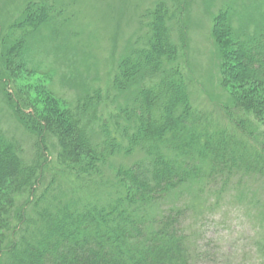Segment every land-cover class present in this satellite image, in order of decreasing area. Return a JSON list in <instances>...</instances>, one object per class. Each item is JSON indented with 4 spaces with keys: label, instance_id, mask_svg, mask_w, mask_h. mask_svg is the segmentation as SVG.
Masks as SVG:
<instances>
[{
    "label": "trees",
    "instance_id": "obj_1",
    "mask_svg": "<svg viewBox=\"0 0 264 264\" xmlns=\"http://www.w3.org/2000/svg\"><path fill=\"white\" fill-rule=\"evenodd\" d=\"M34 5L38 10L31 6L17 23L27 31L11 49L15 56L20 52L28 72L37 73L27 62L36 49L29 34H37L43 13L47 19L57 12L47 3ZM173 15L158 3L150 29L115 62L114 100H125L116 110L104 108L100 86L74 99L55 83L47 86L55 101L67 103L65 110L32 121L54 138L55 166L68 179L42 177L39 149L25 159L0 130V264H195L179 211L163 205L191 181L204 188L217 178L264 176L262 148L251 145L257 149L251 151L239 132L248 131L249 119L240 114L248 109L239 106V97L231 96L228 108L231 131L191 102L194 82L175 55ZM222 15L214 20L215 31L226 35L223 47L229 45L223 66L233 53L250 65L247 76L264 85V18L240 25L238 33ZM118 155L138 157L127 164L116 162Z\"/></svg>",
    "mask_w": 264,
    "mask_h": 264
},
{
    "label": "rangeland",
    "instance_id": "obj_2",
    "mask_svg": "<svg viewBox=\"0 0 264 264\" xmlns=\"http://www.w3.org/2000/svg\"><path fill=\"white\" fill-rule=\"evenodd\" d=\"M36 2L49 4L57 13L47 19L43 13L39 26L35 20L31 23L38 27L37 34H29L36 49L27 54V62L39 70L32 73L11 45L27 31L26 25L17 23L31 6L38 10ZM158 3L168 6L177 18L178 22H170L179 44L175 55L193 79L194 107L231 131L228 108L231 96L239 97V106L248 109L240 114L249 117L245 123L250 133L239 130L249 141L243 144L253 152L258 148L264 152V85L247 76L250 65L233 53H228L223 66L229 45L223 47L221 39L226 41V35L222 29L215 31L214 20L225 12L223 20H231L239 33L240 25L252 27L264 18V0H0V130L25 159L39 149L42 177L68 179V173L55 166L54 138L46 127L37 128L32 121L65 110L67 103L55 101L47 86L55 83L73 99L100 86L105 109L123 104V98L114 100L116 92L111 87L115 62L150 29L148 23ZM47 70L50 74L45 75ZM137 157L118 155L115 161L127 159L124 163L128 164ZM35 187L37 182L32 190ZM204 188L191 181L163 205L179 211V227L197 253L195 264H264V176L217 178Z\"/></svg>",
    "mask_w": 264,
    "mask_h": 264
}]
</instances>
